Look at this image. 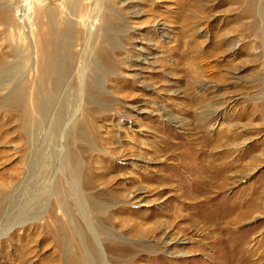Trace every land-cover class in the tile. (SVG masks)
Here are the masks:
<instances>
[{"label": "rangeland", "instance_id": "374dc122", "mask_svg": "<svg viewBox=\"0 0 264 264\" xmlns=\"http://www.w3.org/2000/svg\"><path fill=\"white\" fill-rule=\"evenodd\" d=\"M31 2L0 0V264H264V0ZM173 140L214 201L166 182Z\"/></svg>", "mask_w": 264, "mask_h": 264}, {"label": "bare ground", "instance_id": "6f19581e", "mask_svg": "<svg viewBox=\"0 0 264 264\" xmlns=\"http://www.w3.org/2000/svg\"><path fill=\"white\" fill-rule=\"evenodd\" d=\"M104 22H105V20H104ZM87 47H88V42H85L84 44H82V52L85 53L87 50ZM97 51H99L98 53L100 54L101 58H103L105 60L108 59V57H106V55L104 54L103 51H101V50H97ZM54 65H56V64H54ZM54 65L52 63H50V65L48 66L50 73H56V72H54V68H56ZM80 65H81V63H80ZM83 70H84V68L82 69L79 67L76 69L75 72L79 73L80 77H81V75H83ZM35 71L36 70L34 69V72ZM81 83H82V78H81L80 85L77 88V92H76V95L78 94L77 106H76V109L73 111L72 115L70 116L68 125L70 123H74V122L79 121V118H78L79 108H80L82 95H83V85H82L83 83L82 84ZM68 125L65 124V126L61 129V132L59 134L60 139H59V142L57 141L58 145H56L58 150L54 149L55 150L54 154L57 157H59V158L61 157L62 159H65V160L68 158L67 157L68 148L66 147V141L64 140L65 136H66V130H67ZM169 139H174V138L170 137ZM49 142H50V140H49ZM170 143H171L172 148H173L172 151L176 152V153H173L172 163L167 164L164 168V171H166L167 172L166 174L168 175V178H166V182L177 183V187H179V191L183 196H185V195H187V196L188 195H194L195 196L196 194H200L201 196H203L202 201L204 202V204L206 202L214 201L215 196H211V195H209V193H211L214 189H216V187H220V185H222L221 184L222 182L219 183V177L220 176L215 175L216 174L215 171H218L219 173H222V172L215 169L216 167H214L211 164V162L204 160L205 152H204L202 146L199 145V147H197L198 145L193 146L194 145L193 142L188 143V142H181L178 140L177 141L176 140L170 141ZM155 154L157 156L158 155L161 156V154H162L161 148L158 150V152H155ZM62 159H60V160L62 161ZM220 170H222V169H220ZM81 172H83V171L80 168V176H79L80 183L85 188V191H89L91 188H93V182H92L93 178L91 176L90 170H89V168H86V170H84L83 173H81ZM189 172H192V174ZM182 173H186L188 176H183ZM147 178L150 179V177H147ZM221 180L222 179H220V181ZM52 182H53V179L49 182L48 188H50ZM79 187H80V184H79ZM187 190H188V192H186ZM142 198H143V195H141V194H139V195L130 194V195L126 196V201L134 204L135 202L141 201ZM190 198L193 199V197H190ZM90 201L93 202L94 205H96L94 200H90ZM187 201H190V200H187ZM96 207H97V205H96ZM201 214H202V212H201ZM221 238H219V239H221ZM222 240H223V238L221 239V243H222ZM82 244L84 247H86V249H87V247L90 249L91 245L88 246L86 241L82 240ZM86 244H87V246H86ZM95 249H96V253L98 255L99 261H100L99 264H108L106 258L110 257V254L112 255L116 252V250H113L112 248L110 249V248L106 247V245L101 247L97 240L95 243ZM180 256H182V254H180ZM174 264H180V263L176 262Z\"/></svg>", "mask_w": 264, "mask_h": 264}, {"label": "built area", "instance_id": "2783aa9c", "mask_svg": "<svg viewBox=\"0 0 264 264\" xmlns=\"http://www.w3.org/2000/svg\"><path fill=\"white\" fill-rule=\"evenodd\" d=\"M23 10L21 12V15L23 14H31V13H28L30 10H32V8L30 9L29 6H30V3H31V0H23ZM29 8V9H28Z\"/></svg>", "mask_w": 264, "mask_h": 264}]
</instances>
